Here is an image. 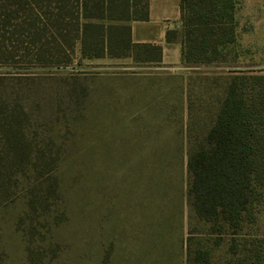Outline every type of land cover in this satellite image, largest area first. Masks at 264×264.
Masks as SVG:
<instances>
[{"label": "rangeland", "instance_id": "obj_1", "mask_svg": "<svg viewBox=\"0 0 264 264\" xmlns=\"http://www.w3.org/2000/svg\"><path fill=\"white\" fill-rule=\"evenodd\" d=\"M222 54L190 69L81 57L75 41L68 62H0V264H206L198 248L238 264L244 240L264 264V188L235 235L186 199L188 148L236 65Z\"/></svg>", "mask_w": 264, "mask_h": 264}, {"label": "trees", "instance_id": "obj_2", "mask_svg": "<svg viewBox=\"0 0 264 264\" xmlns=\"http://www.w3.org/2000/svg\"><path fill=\"white\" fill-rule=\"evenodd\" d=\"M179 7L182 62L220 60L234 41L232 1L180 0ZM147 9L148 0H0V62L31 51L43 61L68 62L77 41L81 57L158 63L160 45L131 38L130 22L146 20ZM171 34L166 31V40ZM186 168V199L195 218L232 235L255 221L264 188V74L228 75L203 144L188 148ZM250 243H234L238 264H256L260 250ZM208 253L198 248L193 258L207 264Z\"/></svg>", "mask_w": 264, "mask_h": 264}, {"label": "crops", "instance_id": "obj_3", "mask_svg": "<svg viewBox=\"0 0 264 264\" xmlns=\"http://www.w3.org/2000/svg\"><path fill=\"white\" fill-rule=\"evenodd\" d=\"M233 3L234 41L222 52L232 54L236 65L227 72L264 74V0H231ZM180 0H148L147 19L130 22L134 42L161 46L158 63L184 66L182 62V30ZM172 31L166 40V31ZM193 69L196 66H186Z\"/></svg>", "mask_w": 264, "mask_h": 264}]
</instances>
